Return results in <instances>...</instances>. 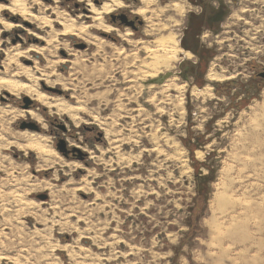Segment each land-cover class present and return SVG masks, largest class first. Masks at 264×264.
<instances>
[{"label": "rangeland", "instance_id": "1", "mask_svg": "<svg viewBox=\"0 0 264 264\" xmlns=\"http://www.w3.org/2000/svg\"><path fill=\"white\" fill-rule=\"evenodd\" d=\"M23 1L27 18L62 12L96 25L78 18L88 0L80 10L75 0ZM121 2L110 15L136 19L104 15L115 30L91 28L90 39L52 38L60 26L0 11L11 25L0 24V264H264V0H226L216 31L199 40L215 50L200 84L183 78L195 58L181 46L199 6L154 0L139 15L144 4ZM168 35L176 60L144 79L145 49ZM210 69L224 80L206 81ZM37 92L72 116L42 108ZM31 135L48 156L28 147ZM199 164L215 171L204 205L194 175L208 170Z\"/></svg>", "mask_w": 264, "mask_h": 264}, {"label": "bare ground", "instance_id": "2", "mask_svg": "<svg viewBox=\"0 0 264 264\" xmlns=\"http://www.w3.org/2000/svg\"><path fill=\"white\" fill-rule=\"evenodd\" d=\"M8 1H9V4L7 6L0 5V11H8L13 16H18V17H20V19H22L21 20L22 22L31 23V21H39L38 24L40 25V27H41V25L42 26L45 25L48 27H54L55 25L60 26L61 27L60 31H56V32L52 31V35H53L52 38H56V36L61 35V36H65L67 38L74 37L76 39H78V38L84 39V37L86 39L87 38L90 39L89 36H87V35H88L89 29H91V28H95V30H98L102 33H110L112 31H114L115 30L114 28H112L111 26L106 25L104 23L103 16L106 15L109 17L110 13L113 12V6L121 7L123 5V2H121V0H100L101 6H100V9H98L93 5V4H99L98 0L93 1V3H91L88 0V1H86V4L83 5L84 7L81 8L83 0H75V2H73V4L75 6H79L78 10H80V8H81V12H82V14L78 16V18L83 17L84 19H88V20H91V21L96 23L95 26H93V25L90 26V25H85L83 23H77L75 21V19H73V18L66 19L64 17L66 15L62 12H55V13L52 12L55 14L54 20H49L43 16L40 17V16H35V15H30V18H27V15L29 16V9H28L25 1H23V0H8ZM34 1H37V0H34ZM138 1L141 2L142 4H144V9L143 8L137 9V13H135V14L143 15L146 12V10H148L149 6L152 4V2L154 0H138ZM176 8L178 11H181V8L179 6H176ZM152 15H153V12H152ZM234 16L237 17L238 15L234 14ZM149 19H148V21H149ZM0 24L3 27L5 26L4 28L7 27L9 29L11 27L10 24L5 23L2 19H0ZM152 27L154 28V26H152ZM119 34H118V37H121L123 40H126V39H128L129 35H131V32L127 30L126 33L120 34V35ZM34 38H36L40 41H45L44 38H41L40 36L34 35ZM94 41H95V39H94ZM49 42H51V41L49 40ZM154 44L155 45H153L154 46L153 49L152 48L151 49L150 48L149 49L144 48L145 51H147V55L150 59V62L149 63L145 62L144 65H145V68H149V70L151 71V73L144 72L145 73V76H143L144 79H145V77L148 79L156 78L160 67H166V68L170 67L169 66L170 61L176 60L177 53L180 51L178 49V45H177V42L175 40V36H172V35H168L166 37H161L159 39H156L154 41ZM43 51H44V49H42V48L35 50L36 53L43 52ZM187 57H189V55H187ZM74 62H77V60H75ZM231 77H233V76H231ZM205 79H206V81H208L210 83L211 82H221L224 80V76L220 75V73L218 74L215 71L210 69L207 71ZM43 81H45V80H43ZM1 82H3V81H1ZM4 82H3V84H4ZM7 83H10V82H7ZM11 84H14V83H11ZM9 86H11V85H9ZM16 86H14V88ZM20 86H21V84H20ZM22 86L24 89H26L25 91H27V89H28L27 85L26 86L22 85ZM17 88H18V86H17ZM29 89H31V88H29ZM170 89H172V84H163L162 85V92L163 93H167ZM177 89H182V88H177ZM48 98H49V96H47L45 93L37 92L35 97H34V100L36 102H38L42 106V108H48L50 110L54 109L58 112L66 113L67 116L68 115L70 117L72 116L70 107H69V105L66 104V102L64 103L59 98H53V97L51 99H48ZM181 104H183L182 99L179 98L178 104H177L179 109H182ZM40 105H39V107L41 108ZM28 113L31 115H35L32 111H29ZM34 136L35 135H31L32 139H29L28 147L32 148V150H35L41 158L48 156V154L51 152L49 150V148H47L45 145H42L41 141H39V140L37 141L36 139L33 140ZM217 195L219 197V194H217ZM208 226H210L209 223H208Z\"/></svg>", "mask_w": 264, "mask_h": 264}, {"label": "flooded vegetation", "instance_id": "3", "mask_svg": "<svg viewBox=\"0 0 264 264\" xmlns=\"http://www.w3.org/2000/svg\"><path fill=\"white\" fill-rule=\"evenodd\" d=\"M191 1L196 6H199L200 12L198 14H190L188 16L187 24L183 30V34L181 37V46L185 52H189L186 53L185 56L186 57L187 55L190 56L191 53L195 58V62L188 63V65L190 66L189 72H187L183 76V78L192 79L195 84H200L199 83L200 81H198V79L204 76L202 73L204 69L207 67L210 59L213 58V52H215V50L207 48L204 45H201L199 43V40L203 32L209 30L212 32L216 31L212 28V20L217 16H219L220 13L226 12L224 6L226 4V0H191ZM98 3L101 4L100 1H98ZM215 3L218 5V10L217 12L215 11L214 13L212 12L210 13L208 11L209 5ZM117 17L121 18L122 20L125 19L126 17L128 20L132 18L130 17V15L127 14V11H124L113 14L112 15L113 21L110 19L111 17H108L107 19H110L109 20L110 23L117 24L118 23ZM132 19L135 20L136 17H133Z\"/></svg>", "mask_w": 264, "mask_h": 264}, {"label": "trees", "instance_id": "4", "mask_svg": "<svg viewBox=\"0 0 264 264\" xmlns=\"http://www.w3.org/2000/svg\"><path fill=\"white\" fill-rule=\"evenodd\" d=\"M251 87L254 88V89L259 88V86L258 85L256 86L255 84H254V86L252 84ZM190 138H191V136L189 135V140H190ZM189 140L187 142H189ZM186 149L192 154L196 149H199V148L197 147V145H194V146L190 147V145L187 144L186 145ZM211 155H213V154L207 155V158H211L212 157ZM199 165L205 167L208 170V174L205 175V176L200 175L199 172L194 175V178H195V191L197 193V197L200 200V205H204V200H206V196H207V193H208V190H207L208 189V185L213 180V176H214V172L215 171L212 168L211 164H209V165L199 164Z\"/></svg>", "mask_w": 264, "mask_h": 264}, {"label": "water", "instance_id": "5", "mask_svg": "<svg viewBox=\"0 0 264 264\" xmlns=\"http://www.w3.org/2000/svg\"><path fill=\"white\" fill-rule=\"evenodd\" d=\"M109 17H112V15H109ZM131 25V24H130ZM259 77H262L264 79V72H262L261 74H259ZM160 79L154 80V82H159ZM28 104V103H26ZM27 107V105H26ZM64 152V151H63Z\"/></svg>", "mask_w": 264, "mask_h": 264}]
</instances>
